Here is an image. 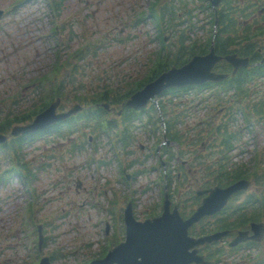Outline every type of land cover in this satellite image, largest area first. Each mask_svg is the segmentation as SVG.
<instances>
[{"label":"rangeland","instance_id":"374dc122","mask_svg":"<svg viewBox=\"0 0 264 264\" xmlns=\"http://www.w3.org/2000/svg\"><path fill=\"white\" fill-rule=\"evenodd\" d=\"M15 1L16 0H0V7L10 8ZM85 1L83 12L92 14L89 19L94 20V24L98 25V27H102L105 30L110 24L117 22L116 24H118V27L112 30V32L118 30L120 32H127L129 30L127 26L130 24V17L134 10L132 5L137 4L136 9L141 7V0H82L83 3ZM76 2V0H64V5L68 7L64 13L74 8ZM28 3L29 5L8 13L3 20L8 22L7 27H11L14 31V36L8 37L5 32H1L0 30V98L8 92L14 91V89L21 90V82L28 83L31 77H36L43 73L44 63L47 64L48 60L52 57L48 58L49 55H52L53 49H49V46L42 40L44 38L38 36L40 21L38 20L36 22L34 16H39V13L36 14L35 10H39V6L43 5L42 0H30ZM207 13L205 11L201 14L200 12H196V17L198 16L202 20L196 23L199 26L193 30V34H200L202 32L209 33L208 28L210 23L208 19L206 20ZM123 17L127 18L125 22L121 21ZM182 17L186 19L181 11L179 18ZM14 22L17 25L11 26ZM184 24L188 27L187 20ZM202 24L204 26L203 28L201 27ZM143 29L148 30L149 25H147V28ZM30 30L34 31L32 32ZM187 32L190 31L187 30ZM111 36L112 35H106L102 39L105 44L95 55H87L84 58V61L89 64L83 74L79 71V83L77 85L83 82L82 84L86 87L100 86L109 82L108 80H111L113 83H119L123 78L127 80L132 77L137 78L143 76L146 72L151 64L150 59L154 58L155 52L152 49L159 43L149 40L148 34L146 35L145 32L142 31L138 32L137 37L131 38L132 42L128 43L129 39L123 42V46L116 45L114 49H110L108 43L110 42ZM166 36H168L167 41L170 42L168 47L171 48L172 37L169 32L166 33ZM81 40V37H77L75 40L77 43L70 44V47H74ZM82 42H84V40H82ZM117 42L116 40L115 43ZM175 44L176 46L178 45V43ZM110 56L114 57L109 58ZM149 57L150 59H148ZM113 60H117V65L114 64ZM120 85H124V83ZM29 89H27V92L32 91L31 89L28 91ZM180 95L181 96L173 97L172 101H170V97L165 98V101L169 102L168 110L172 109L171 111L177 112H180V110H188L190 113L188 117H191L199 112V108H203V106L200 105H192L193 99L196 96L190 92ZM197 95L199 96L200 93L198 92ZM68 102L70 104V101ZM223 106L226 111L231 112L233 110L230 108L229 102L223 104ZM212 112L214 113V119L217 120L218 118L214 109ZM223 112L224 111H220V114ZM203 113L202 110V114L199 115V117L195 116L191 119H185L188 123L183 124L189 126L195 123L196 118L199 119L201 116V118H204L209 114V112L205 115ZM155 115L158 116L159 111ZM236 115V117H240L239 112H237ZM136 124H139V122H136ZM239 125L240 122L233 121L230 123L229 127L233 130L232 127H237ZM192 127L191 130L196 131L194 124ZM252 132L253 133H246L245 136L242 134L240 140L236 139L237 142L235 143L237 147L232 153L235 160L241 158L247 159V157H250L252 147H254V145H252L253 142H264V130H260L258 136H255L254 131ZM134 134L135 135L132 137L133 145L127 147L131 148L132 152L124 155L121 153L120 158L115 157V159L117 158V162L115 161L114 164L99 165L97 161L98 159H109L115 154L116 148L113 149L105 143L106 136L99 139L101 145L98 147L96 159L90 165L85 159V156L90 154V145L72 154H65L64 162L58 157L51 159L46 158L47 160L39 158V161L42 162L40 163V167L44 171L38 175L33 184L37 188V193L40 194V217H55L56 213H60L62 210L66 209V215L63 217V214L60 213V216L55 222L63 223L54 233L56 240L48 242L46 248L49 251L52 247H59V258L54 260L56 264H64L67 263V261L72 263H76L78 260L84 261L98 254L102 247H104L103 245H107L109 241L121 238L123 232L118 209L124 207L128 202L122 194H127L132 197L135 206L134 209L136 211L135 214L139 219H143L146 215L152 214L154 203L158 202L161 194V185L157 183L160 171L158 168H153L152 165L157 158L160 157L162 148L158 147L157 153L153 149V155H151L149 154L148 146L159 139L161 130L159 129L157 133L153 135L149 131V127L144 125L135 127ZM248 134H250V136H248ZM76 136L77 135H74L73 138L76 139ZM146 137H149V140L151 138V141H149L150 145L147 144L148 140ZM249 138H253L254 140L249 142ZM59 140L53 141L46 149L53 147L54 149L56 148L64 151L68 147V142L63 137ZM38 143L39 142L28 148L31 154L39 153V147H42L43 143ZM168 144L170 145L171 143L168 142ZM173 145L174 144H171V146ZM241 150L245 151V153L240 154ZM263 155L264 154H262V157ZM119 160L125 164L131 160H135L131 167L126 168V172L128 173L135 169L142 171L137 174L136 178H130L129 183L117 181L115 180V176L119 171L116 170ZM84 161L87 165H85ZM76 167L77 171L75 170ZM68 173H73L70 186L68 189L65 187L59 188L58 184L63 185L64 182L61 181ZM194 177V175H191L188 180L194 181ZM108 179H110L108 185H112V189L109 188L106 183ZM77 180L80 182V187H77L75 184ZM192 185L194 188L197 187L194 182ZM17 187H20V184H18ZM181 188L182 191H184L185 187L181 186ZM1 190L6 192V188ZM115 192L120 194V205L118 200L116 203L112 204V209L115 210L113 211L111 222L110 212L112 210L106 212L105 208L107 207V209H109L108 204L110 205V202H108V199L115 195ZM1 196L3 198L1 199L0 197V234L3 235L2 238H0V252L1 250L4 251V247L8 244L6 238L11 234L15 224L19 220V217L13 215V211L21 200L20 194L7 193V196H9L7 199H5V194ZM97 198L100 199L99 208L93 206V202ZM154 209L159 210L156 206ZM108 213L109 216L107 215ZM98 217H102L103 222H98ZM104 218H108L109 221ZM106 221L109 223L108 231L105 230ZM30 238L33 239L32 236ZM69 250L70 252L75 251V253L71 254ZM11 251L10 248L4 251L5 253L2 258L7 259L10 264H16L19 260H13L14 255H10Z\"/></svg>","mask_w":264,"mask_h":264},{"label":"water","instance_id":"95a60500","mask_svg":"<svg viewBox=\"0 0 264 264\" xmlns=\"http://www.w3.org/2000/svg\"><path fill=\"white\" fill-rule=\"evenodd\" d=\"M216 3V2H215ZM219 57L213 51L196 56L181 67H173L162 73L154 81L148 83L142 90L134 93L127 104L133 106L144 105L147 99L154 93L171 85H183L187 83L202 82L208 78L218 79L222 75L210 72L211 67ZM55 104L37 115L34 124L44 126L61 119L74 111L73 107L66 113L55 114ZM4 138L0 136V141ZM239 185L235 183L226 189H211L202 204L187 219H182L177 207L170 212V201L166 196L164 212L161 216L144 222L136 221L132 215L130 206L126 209L127 239L117 245L103 259L93 261V264H185L189 259H200L195 255L196 250L189 251V246L202 243L212 236L193 238L188 236V227L201 216L216 211L220 203H224L228 194ZM205 190L199 191V193ZM194 252V254H193ZM141 257V260L138 257Z\"/></svg>","mask_w":264,"mask_h":264},{"label":"flooded vegetation","instance_id":"af4514ba","mask_svg":"<svg viewBox=\"0 0 264 264\" xmlns=\"http://www.w3.org/2000/svg\"><path fill=\"white\" fill-rule=\"evenodd\" d=\"M255 207L254 204L251 205H241L239 208L241 210V212H248L249 210H253V208ZM259 213L258 211L256 212H251L249 215L243 217L241 214V218L235 219V224L232 227L228 228V233L225 237L222 238L221 241L212 243V244H205L203 246H201L199 249L201 252L204 253V256L207 260H209L212 264V260L216 261L217 259H219V263L223 260L222 256L225 255L220 253L219 250L221 249H225L227 243L232 240L239 231L241 230H245L248 232L249 235H256L258 237L261 236V234H263L262 239L264 240V228H262L260 225L257 224V226L255 227V229H252V223H264V215H261L260 217H256V214ZM250 241V240H248ZM248 245H254V243H252V241L247 242L242 244V246H248ZM218 256L220 258H218ZM191 264H195V263H191ZM238 264H242V261H240Z\"/></svg>","mask_w":264,"mask_h":264},{"label":"trees","instance_id":"16d2710c","mask_svg":"<svg viewBox=\"0 0 264 264\" xmlns=\"http://www.w3.org/2000/svg\"><path fill=\"white\" fill-rule=\"evenodd\" d=\"M227 8H231V9L226 10V11H224V12H222V13L220 12V14H221V19H220V21H222V24H224V23L226 22V23H225V28L228 27V26H230V25H231V22H232V20H233V19H231L230 17H228V14H230V13H232V12H235V10H236L235 6H234V7H230L229 5H227ZM227 20H228V22H227ZM222 41H223L222 38L219 37V38H218V43H217L218 45H217V46H218V48H219L220 51H225L227 48L223 45V42H222ZM179 59H181V58L179 57L178 60L175 61L177 64L181 63V61H179ZM167 66H168L167 63H160V64H159V69H158V70H154L153 73H152L151 75H149V77H148L146 80H149V79L153 78V77H154L155 75H157L160 71L166 69ZM243 80H244V78H243ZM142 84H143V83L139 84L137 87H141ZM108 91H109V90H108ZM110 91H112V92L116 93L118 96H120L119 98H122V97L125 98L126 96H128V94H130V92H127V93H121V92H120V91H121V88H120V87H116L115 89H112V90H110ZM103 95H104V97H107L106 93H104ZM115 99H117V98H115ZM109 124H110V123H109ZM167 124H168V126L170 125L169 122H168ZM175 133H176V132L173 131V134H174V135H175ZM229 138L231 139V136H229ZM16 156H17V159L20 161V164H23L24 162H22V161H25L24 158H23V156H22L21 154H19V153H17ZM28 170H29V169H28ZM235 172H236V171L230 172L229 175H235V174H234Z\"/></svg>","mask_w":264,"mask_h":264}]
</instances>
